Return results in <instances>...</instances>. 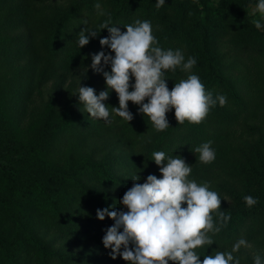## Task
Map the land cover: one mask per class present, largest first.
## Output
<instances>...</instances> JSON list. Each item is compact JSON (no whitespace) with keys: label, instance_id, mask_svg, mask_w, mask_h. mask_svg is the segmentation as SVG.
I'll return each mask as SVG.
<instances>
[{"label":"trees","instance_id":"1","mask_svg":"<svg viewBox=\"0 0 264 264\" xmlns=\"http://www.w3.org/2000/svg\"><path fill=\"white\" fill-rule=\"evenodd\" d=\"M62 1L0 0V63L13 51L33 52L40 83L60 71L90 65L100 51L112 54L99 43L109 35L100 30L109 16L122 32L125 25L148 20L158 46L182 50L185 61L195 57L191 74L199 76L213 98L225 95L227 104L217 103L198 125L177 124L170 110L169 128L156 131L138 112L139 105L128 103L134 117L130 122L112 112L119 105L110 91L104 103L111 123L89 116L78 98L67 114H57L56 106L36 107L33 116L39 125L32 138L23 139L7 122L8 132L0 127V264H127L119 256L111 259V249L104 248L102 237L114 221L107 216L98 220L96 211L109 206L127 211L120 200L132 179L138 175L136 182L143 183L149 174L160 177L152 161L155 151L183 158L192 167L189 179L209 182L222 199L220 210L231 216L218 234H210L212 245L196 249L201 260L231 251L241 238L264 248V29L255 28L251 13L257 0H165L159 9L156 0ZM85 27L100 31L80 48L79 33ZM16 28H25V34L6 36ZM32 62L18 74L0 76V103L30 98ZM184 75L179 67L166 71L169 90ZM111 132L113 143L104 142L88 157L78 154L84 162L67 169L72 152L60 150L63 136L81 142ZM209 140L216 157L203 164L194 149ZM249 195L258 198L253 207L244 202ZM213 218L218 221L216 213Z\"/></svg>","mask_w":264,"mask_h":264},{"label":"clouds","instance_id":"2","mask_svg":"<svg viewBox=\"0 0 264 264\" xmlns=\"http://www.w3.org/2000/svg\"><path fill=\"white\" fill-rule=\"evenodd\" d=\"M164 4L165 0H156L158 9ZM95 7L99 9L100 5ZM255 8L259 18L252 23L256 29H261L264 27V0H258ZM82 24L86 25L87 21ZM123 27L125 31L122 32L113 25L111 16L100 25V30L107 29L109 35L101 38L99 43L102 47L107 46L112 54L100 51L92 55L90 67L94 72L102 73L105 90L96 94L92 87H79L78 100L89 116L112 122L109 106L104 103L110 91L116 93L119 105L112 107V112L130 122L134 117L128 110V103L139 105L138 112L149 118L156 131L169 128L167 113L170 110L174 109L177 124L187 121L198 125L217 103L221 107L227 104L223 94L213 98L196 74L174 83L169 90L166 71H175L179 67L190 72L197 63L196 58L189 56L185 61L182 50L159 47L148 20L138 19ZM99 31L82 29L79 47L87 45ZM106 65L110 66V72L104 71ZM211 145L209 140L194 149L203 164L215 160L216 152ZM152 161L158 166L160 177L149 174L143 183L136 182L140 180L138 175L132 179V187L120 200L127 211L110 210L112 206L96 211L98 220L103 221L107 216L114 221L102 237L104 248L111 249V259L119 256L127 264H169L170 261L172 264H240L234 253L241 247H251L243 238L231 251H216L215 255H204L203 260L196 251L212 245V235L218 234L231 219L230 214L220 210L222 199L216 191L210 190V183L189 179L192 167L178 155L155 151ZM244 202L253 207L258 198L245 196ZM213 213L217 214L218 221L214 220ZM253 261L264 264L259 254Z\"/></svg>","mask_w":264,"mask_h":264},{"label":"rangeland","instance_id":"3","mask_svg":"<svg viewBox=\"0 0 264 264\" xmlns=\"http://www.w3.org/2000/svg\"><path fill=\"white\" fill-rule=\"evenodd\" d=\"M58 2L63 1L58 0ZM251 13L256 16L255 19L259 18V13L256 12L255 7L251 9ZM262 28L264 29V27ZM24 34L25 28H16L8 31L6 36L11 39H16ZM226 48L229 49L227 46ZM15 53V51L9 53L8 58L4 59L0 63V76L10 77L14 74H18V70H20L21 67L28 65L33 61L30 66L33 73V82L30 84V98L23 103L13 99L10 101L7 100L9 102L5 101L4 103H0V127L8 132L6 129L8 122L10 130L21 134L23 139L32 138L39 125L37 123L36 116H33V112L36 107L43 108L40 110H49L45 108L46 105L48 108L56 106L57 114H67L70 106L75 103L78 98L80 86H89L94 89L103 90L106 88L102 73L94 72L90 67L91 64L84 66L77 71H60L51 76L49 79L39 83L38 76H36V66H39V64L36 57L35 60H33V56L35 54L33 52ZM104 71L110 72V66H104ZM184 72L185 71H183V73ZM188 75H191V71L185 72L184 77L187 78ZM131 82L134 83V78H132ZM20 90H22V88ZM129 90L131 91L132 89L130 88ZM49 102L52 103L49 104ZM237 138L238 137H236V139ZM61 139H63V143L65 145L64 147L63 145H60V150L63 152L64 149H67L70 155L72 152L71 160L73 163L68 164V169L70 167L76 168L80 162H84L85 159L83 160V157L81 158L78 154H82L84 156L87 155L86 157H88L89 154L93 152L94 148L101 147L104 142L113 143L116 137L114 133L111 132L109 135H90L88 138L84 139L85 141L82 140L81 142L70 139L69 135L63 136ZM244 139L245 136L240 137V140L238 141L240 147L242 146ZM100 159H102V156H100ZM60 165L65 167L67 165V160L60 162ZM217 180L221 181L220 179ZM9 226L13 229L12 225ZM51 235L52 234L50 233V236ZM256 254H259L262 259H264V248H262L259 244H251V247L248 248L241 247L238 252L234 253V256L239 257L240 264H247L248 261H253Z\"/></svg>","mask_w":264,"mask_h":264}]
</instances>
